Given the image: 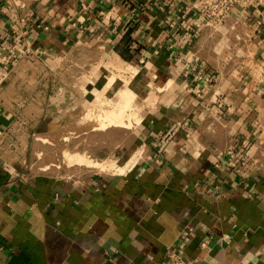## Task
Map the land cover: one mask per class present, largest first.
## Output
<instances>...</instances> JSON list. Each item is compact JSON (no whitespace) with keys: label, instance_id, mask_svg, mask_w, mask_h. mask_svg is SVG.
Segmentation results:
<instances>
[{"label":"crops","instance_id":"obj_1","mask_svg":"<svg viewBox=\"0 0 264 264\" xmlns=\"http://www.w3.org/2000/svg\"><path fill=\"white\" fill-rule=\"evenodd\" d=\"M192 2L0 0V264H264V0L216 28ZM36 62L53 88L24 116ZM110 116L120 170L33 169L35 141Z\"/></svg>","mask_w":264,"mask_h":264},{"label":"rangeland","instance_id":"obj_2","mask_svg":"<svg viewBox=\"0 0 264 264\" xmlns=\"http://www.w3.org/2000/svg\"><path fill=\"white\" fill-rule=\"evenodd\" d=\"M24 66V67H23ZM25 68V69H24ZM44 68L42 65L39 63H31V64H22L20 67L17 69V73H24L25 76H31L30 77H25V76H19L18 79H14L12 81L15 82V93L17 94V91H20L17 96L14 95L12 97L16 98L18 97V101H21L20 104H24L25 112L23 113L24 116H30L37 114L39 107H40V98H47L50 95L49 90H52L53 86L52 83H54V79H48L46 80L45 84H48L47 88V93L46 95H38L40 89L45 87L44 82H40L38 79V73L40 70L44 71ZM47 69V68H46ZM118 69V68H117ZM115 72V74H114ZM113 74L115 76H119L123 78V73L122 71H113ZM25 77V78H24ZM125 79V78H124ZM63 82L70 83L69 78H63ZM57 83H61L58 81ZM44 86V87H43ZM22 90H24V94H22ZM26 91V92H25ZM127 91V90H124ZM123 93V91H122ZM122 93H118L122 95ZM110 95V94H109ZM112 95V94H111ZM133 96V94H130ZM129 95V96H130ZM123 96L124 93H123ZM121 96V97H123ZM130 96V99H131ZM124 100V99H123ZM26 101V103L24 102ZM129 101V100H128ZM58 102V101H57ZM45 104H48V102L45 100V102L42 104L44 106ZM49 108V107H48ZM48 113H51V115L55 116L56 112L53 111V109H48ZM134 111L132 110L131 113ZM63 114L60 115V113H57L58 115L62 116L65 114V112H62ZM129 113V112H127ZM69 124L64 125L62 127L61 133L59 137H49V139H42V141H35L34 146H37V157L35 156L33 158L34 163L33 169L38 170L39 167H42L44 162L46 161V164L48 165L49 163L52 162V159L54 161L52 163H56L55 159L57 162H59V169H56L53 164L49 166V169L52 168V171L58 170L61 172H69L68 170L71 171V169H74L73 171H79L81 172V176H90L93 173H102L105 171H102L99 167L100 164L103 161H110L109 159H105L101 153L102 149H105V153H108L107 147L109 146L110 152L115 154L118 152L119 149L113 148L117 144H119L122 140L129 138L131 135V132L133 130V125L128 123L127 126L124 127H115V125H108L109 127L106 128L107 126H100V127H93V128H105L107 131V135L105 134L104 137L103 135H98L97 131H95L94 136H90L91 142H88V140H84L86 135H83L82 133H86L88 130L92 129L91 127H86L80 125L81 123H77L76 119L73 121L75 124L71 125V119L68 120ZM114 124V123H111ZM34 138V137H33ZM129 144V143H128ZM45 146V147H44ZM100 152V153H99ZM98 153V154H97ZM102 155V156H101ZM73 156V158L71 157ZM82 159H81V158ZM99 157V159L97 158ZM48 158V159H47ZM84 158V159H83ZM83 160V161H82ZM85 160V161H84ZM89 162V163H88ZM106 169V168H105ZM71 172H69L68 175H70Z\"/></svg>","mask_w":264,"mask_h":264},{"label":"built area","instance_id":"obj_3","mask_svg":"<svg viewBox=\"0 0 264 264\" xmlns=\"http://www.w3.org/2000/svg\"><path fill=\"white\" fill-rule=\"evenodd\" d=\"M260 0H193L191 9L198 13L204 25L216 28L223 25L234 8L250 9L258 5ZM241 166H246V161H241ZM169 264H189L181 252L175 248L166 251Z\"/></svg>","mask_w":264,"mask_h":264},{"label":"bare ground","instance_id":"obj_4","mask_svg":"<svg viewBox=\"0 0 264 264\" xmlns=\"http://www.w3.org/2000/svg\"><path fill=\"white\" fill-rule=\"evenodd\" d=\"M127 83V82H126ZM127 91H123V93H124V95L125 96H123V93H122V91H119V93L121 94L122 93V95L121 96H123L122 97V99H124V101H128V100H130V94H132V92L129 90V89H126ZM130 96H129V95ZM131 98H132V96H131ZM117 102V101H116ZM97 104V103H96ZM122 106V105H121ZM114 109V108H113ZM120 109H121V107H120ZM116 110V109H115ZM119 111V110H118ZM120 112V111H119ZM110 114V113H109ZM117 114V113H116ZM119 114V113H118ZM112 115V114H111ZM99 116V115H98ZM120 116H122V115H120ZM107 117H109V116H107ZM109 122L110 123H114L115 125H118V126H126V125H124V123L122 122V120H121V118H117V117H112V116H110V119H109ZM94 126V125H93ZM72 158H73V156H71ZM81 158V157H80ZM82 159V158H81ZM84 159V158H83ZM83 161V160H82ZM85 161V160H84ZM89 163V162H88ZM102 171L103 170H105V168L108 170V168L109 169H117V170H120V167H118V166H116L115 165V163L114 162H112V161H106V162H102L101 164H100V167H99ZM121 168H123V167H121Z\"/></svg>","mask_w":264,"mask_h":264}]
</instances>
